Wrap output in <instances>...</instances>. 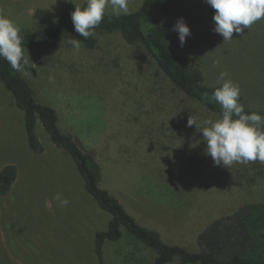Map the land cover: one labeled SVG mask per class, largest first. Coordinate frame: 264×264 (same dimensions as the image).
Segmentation results:
<instances>
[{
    "label": "rangeland",
    "instance_id": "rangeland-1",
    "mask_svg": "<svg viewBox=\"0 0 264 264\" xmlns=\"http://www.w3.org/2000/svg\"><path fill=\"white\" fill-rule=\"evenodd\" d=\"M85 2L0 0V15L21 31H34ZM142 4L128 0L127 14ZM105 13L116 15L111 7ZM214 14L206 0H176L159 18L170 48L198 64L206 84H221L226 72L249 106L264 111V18L224 42L214 32ZM180 18L191 31L183 47L172 31ZM69 41L25 49L30 60L22 74L38 100L57 110L60 128L96 158L101 187L141 226L196 252L209 223L244 203H264V163L216 166L202 133L187 121L193 116L203 126L220 117L178 97L142 45L130 46L118 33L98 35L95 50L81 45L77 52ZM36 134L41 154L31 152L25 114L0 80V170L18 169L10 193L0 197V264H99L96 234L107 229L111 215L88 194L73 159L40 122ZM58 193L69 201L64 208L54 199ZM122 232L119 242H106L105 264H153L154 251Z\"/></svg>",
    "mask_w": 264,
    "mask_h": 264
},
{
    "label": "trees",
    "instance_id": "trees-1",
    "mask_svg": "<svg viewBox=\"0 0 264 264\" xmlns=\"http://www.w3.org/2000/svg\"><path fill=\"white\" fill-rule=\"evenodd\" d=\"M175 1L143 0L140 9L134 13H105L87 40L75 31L71 13L67 12L48 26H40L34 31H20L22 46L32 50L58 40L74 38L82 40L81 45L87 50H95L98 35L118 33L128 45H142L146 49L178 97H184L221 118V106L212 99V94L222 83L215 86L206 84L200 66L169 46L166 28L159 16L169 15ZM86 6L87 2L82 8ZM0 80L13 94L16 106L25 114L31 152L43 153V145L36 134V126L40 122L51 142L73 159L88 194L111 215L107 229L96 234L95 253L99 264H105L106 242H119L123 229L154 251L156 258L153 264H172L175 261L179 264H264V203H244L233 213L209 223L197 237L196 252L169 245L158 231L141 226L115 196L101 187L102 169L96 158L82 150L73 134L60 128L57 110L42 104L22 72L12 69L3 58H0ZM239 103L244 106L246 114L257 113L264 117V111L251 108L241 92ZM17 177L18 169L13 164L0 170V197L10 193Z\"/></svg>",
    "mask_w": 264,
    "mask_h": 264
},
{
    "label": "clouds",
    "instance_id": "clouds-1",
    "mask_svg": "<svg viewBox=\"0 0 264 264\" xmlns=\"http://www.w3.org/2000/svg\"><path fill=\"white\" fill-rule=\"evenodd\" d=\"M206 3L215 10L214 32L220 34L224 42L232 40L234 32L241 34L245 28L264 18V0H206ZM107 7H111L116 15L127 14L128 0H87L86 7L75 6L71 20L75 31L84 40L93 35ZM20 31L12 20L0 15V58L17 72L26 73L30 57L28 52L25 55L27 50L22 46ZM172 31L178 34L181 47L191 36L183 18L177 20ZM69 42L78 52L82 40L72 38ZM227 75L226 72L220 73L222 84L212 94V99L221 106V118L204 121L201 126L190 116L187 126H195L196 131L202 133L205 154L212 158L216 166L227 168L233 163L247 164L257 160L264 163V117L257 113H245L244 106L239 103V85L226 79ZM54 199L60 208L69 204L59 193Z\"/></svg>",
    "mask_w": 264,
    "mask_h": 264
}]
</instances>
